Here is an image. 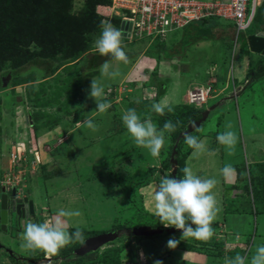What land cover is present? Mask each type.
<instances>
[{"label":"rangeland","instance_id":"374dc122","mask_svg":"<svg viewBox=\"0 0 264 264\" xmlns=\"http://www.w3.org/2000/svg\"><path fill=\"white\" fill-rule=\"evenodd\" d=\"M85 5L86 0H74L73 13L84 9ZM100 7H97V12L109 16L106 18L101 15L104 22H110L115 17H121L122 20V15H125L119 10L111 12ZM213 25L227 36L234 32L235 38L227 42L226 38L220 41L210 39ZM263 29L264 8L258 5L252 25L241 32L237 39L235 24L216 18L195 22L185 29H176L165 38L153 36L136 41L122 39L129 56L127 62H117L111 60L110 56H102L94 46L92 51L75 63L64 64L59 68V62L44 59H36L17 69L6 66L0 70V181L6 184L3 188L8 193L12 190L10 184L18 186L14 188L18 189V194L27 195L34 201L36 216L32 217V221L36 223L50 219L58 209L65 208L82 213L81 217L73 218L70 223H79L80 230L90 234L99 235L128 226L161 227L158 217L154 215L152 197L160 178L172 176V171L161 170L168 155L170 138L165 134V146L160 156L152 157L147 149L135 145L127 130L123 131L126 129L122 121L123 113L130 109L132 102L154 100L157 93L158 102L166 101L173 109L184 103L185 96L187 101L184 104L190 103L193 98L189 92L194 91V87L189 88L186 94L189 83H201L211 78L209 76L212 75L207 76L205 72L209 70V74L214 73L217 67V79L224 81L229 74L231 89L234 87L232 78L237 88L241 83L246 84V80H250L261 67L258 54H247L243 48L250 35ZM123 34L127 36L125 32ZM198 38V45L192 46ZM162 43L167 47L188 45V56L183 60L185 65L181 64L185 73H181L178 60H166L167 55L159 49ZM144 50L145 56L141 57ZM106 60L111 62L110 70L119 72L114 79L101 75L100 66ZM9 74L10 81L4 87L2 78ZM93 79L103 85L105 98L111 102L112 107L105 113H92L97 109L95 99L89 97ZM207 87L211 88L207 97L204 98L198 92L199 97L193 101L197 107H214L222 99L212 100V87ZM37 103L42 110L41 115L37 116L39 120L43 119L45 125L38 128L39 137L32 139V125L36 123L34 107L38 106ZM89 118L97 126L95 131L84 124ZM153 122L157 125V122ZM228 124L231 129L226 128ZM49 126L53 129H48ZM226 130L235 132L237 136V143L232 150L217 141V135ZM203 134L208 136L207 144H214L212 146L216 153L208 150L199 156L190 157L187 166L199 176L217 180L214 192L222 210L212 225L214 237L207 242L195 238L181 240V231L177 230L173 234L164 232L151 238L137 237L136 243L127 234L128 229L124 228L118 230L122 233L121 239L105 245L101 248L102 252L126 243L125 253L129 257L130 250L132 256H140L139 261L123 259V264H154L155 260H162L163 264H223L226 256L235 257L237 254L248 257L250 262L256 247L264 244V194L262 191L251 194L250 186L258 187L260 182L251 183L247 180L250 171L255 169L260 170L255 173L258 175L255 178H264V76L246 85L238 98L219 105L193 135L201 138ZM185 145L188 149L189 146ZM16 146L22 148L26 163L23 160L12 161ZM253 158L258 162L252 161ZM225 169L238 173L237 184L226 183L228 171L225 172ZM10 177L12 182L8 181ZM230 189L232 192H229ZM237 189L244 193L235 198ZM127 205L131 209H123ZM230 210L233 213L228 212ZM240 219L242 225L239 224ZM27 222H22V230ZM10 223L8 232L0 227V241L13 251L31 257L33 252H37V264H64L68 261L60 251L41 255V250L22 248V233L16 234L18 229L14 220L11 219ZM69 231L75 232V226ZM173 236L180 243L183 242L185 248L177 247L169 252L167 241ZM131 242L134 245L130 246ZM148 249L149 257L146 255ZM220 249L224 250L223 259L216 255ZM6 256L10 258L0 253V259ZM90 258H94V255Z\"/></svg>","mask_w":264,"mask_h":264},{"label":"trees","instance_id":"16d2710c","mask_svg":"<svg viewBox=\"0 0 264 264\" xmlns=\"http://www.w3.org/2000/svg\"><path fill=\"white\" fill-rule=\"evenodd\" d=\"M73 1L74 0H0V70L6 66L17 69L36 59L59 62L57 66V68H59L64 64L69 65L75 63L80 57L92 51V49H94V41L101 33V21H104V18L98 14L97 7L100 5H111L112 0H86L84 9L77 13H73ZM260 7L264 8V0H262ZM216 18L217 17H212L208 19L212 21V19ZM208 19L206 21H208ZM110 22H112L116 28L121 29L122 20L120 17H115ZM213 27L215 26L213 25ZM123 39L126 40L127 37H123ZM244 47L246 48L247 44ZM259 63L261 68L257 73L255 72L253 74L252 80H259L264 76V58L261 57ZM57 68H55V70H57ZM158 100L159 95L157 93L154 100H136L130 104L129 108L136 109L142 119L151 116L152 120L157 122L158 128H162L164 123L169 119L173 123L179 122L174 132L166 133L168 138H170V146L168 148V155L162 163L163 167L161 170L165 172L173 170L171 156L173 153L172 151H174V146L177 145V154L175 156L178 161L177 176L183 178V168L187 166V159L189 155L192 154L193 149L190 147L186 149L184 138L180 136L186 131L189 124L201 118L204 109L194 104L187 103L175 107L171 113H168L166 110L165 115H159L151 110L152 104L158 102ZM34 108L36 110L34 113L36 123L34 122L35 124L33 123L32 125L31 133L34 134L32 139L39 137L38 128L45 125L43 119L39 120V116H37L42 113V110H40L41 106L38 105ZM40 123L42 126H40ZM48 129H53V127L49 126ZM126 130L127 129H123V131ZM194 132L191 134L193 135ZM34 142L36 143L37 140H34ZM146 171H148V169ZM256 172L258 173L260 170L258 171L255 169L250 171L249 179H247L250 180L251 183L260 182L258 187L250 186L251 194H253V192L260 193L261 191L264 194V189H262V187H264V178H258L257 180L255 178L258 176L255 174ZM252 178H254V180H251ZM17 187L18 186H13V189ZM129 207L130 206L127 205L123 209ZM228 212H232V210ZM235 213H239V211H235ZM132 227L133 226H128L124 228L128 229L127 234L132 239H135L136 243H138V241H136L138 238H151H137L133 236L129 233V231L133 229ZM124 228H116L111 231L120 233V237L115 241L121 239L122 233L118 230ZM161 228L164 227L161 225ZM216 228L219 229L217 225ZM82 233L84 237L83 242L90 236L96 235V233L90 234L87 231H82ZM83 242L76 241L60 250L61 255L68 258V261L64 262V264H123V259L126 258L139 261L140 255L136 254V256H132V250H130V257L127 252V254L125 253L128 246L126 243L106 249L103 252L99 249L82 257L76 256L74 252ZM132 245L134 244L131 242L130 246ZM177 247L181 249L182 247L185 248L183 242L179 243ZM188 247L190 249L192 248L190 245H188ZM188 247H186V249ZM150 249L146 251L148 257L150 256ZM171 250L174 249H170L169 252H171ZM42 252L43 251L39 253L43 255L45 252ZM223 252L224 250L220 249L216 255L223 259ZM33 253L32 258L34 259L35 257L36 260L39 256L37 252ZM208 253L211 254V250H209ZM92 255H94V258H90Z\"/></svg>","mask_w":264,"mask_h":264},{"label":"clouds","instance_id":"9594fccd","mask_svg":"<svg viewBox=\"0 0 264 264\" xmlns=\"http://www.w3.org/2000/svg\"><path fill=\"white\" fill-rule=\"evenodd\" d=\"M100 27L101 33L94 41L98 52L102 56H110L111 60L127 62L128 57L122 44L123 31L114 27L110 22L101 21ZM111 67V62L106 60L100 66L101 75L116 78L119 72L110 70ZM89 97L94 98L97 105V109L92 113H105L112 107L111 102L105 98L103 85L96 79L91 82ZM151 110L159 115H165L166 110L168 113L173 112V108L163 100L153 103ZM122 121L135 145L147 149L151 156L156 158L160 156L161 150L165 146V134L174 132L179 123L178 121L173 123L169 119L162 128H158L151 116L142 119L134 108L123 113ZM84 124L87 128L96 130L97 126L93 119H86ZM226 128L231 129V125H226ZM217 141L232 150L237 143V136L235 132L226 130L217 135ZM184 142L193 149L194 157L208 151L206 141L195 135L186 134ZM224 171L227 172L229 169ZM183 173V178L167 175L160 178L152 197L154 215L158 217L160 223L165 227L164 229L174 227L180 230L181 240L195 238L207 242L215 235L212 225L222 210L220 201L214 192L217 180L199 176L188 166L183 168ZM11 188L13 190V187ZM81 216L82 213L79 210L60 208L54 216L42 223H36L29 219L23 225L20 246L27 250H41L57 254L61 249L76 241L82 243L84 237L79 223L75 225L70 223L73 218ZM73 226L76 231L70 232L69 229ZM179 243L180 240L173 236L168 239L167 247L175 249ZM154 264H163V261L155 260ZM223 264H264V244L256 247L250 262L248 257L237 254L235 257L226 256Z\"/></svg>","mask_w":264,"mask_h":264},{"label":"built area","instance_id":"2783aa9c","mask_svg":"<svg viewBox=\"0 0 264 264\" xmlns=\"http://www.w3.org/2000/svg\"><path fill=\"white\" fill-rule=\"evenodd\" d=\"M261 2L262 0H112L111 5L100 8L111 12H125L122 22L127 29L123 32L130 41L153 36L165 38L173 30L212 17L232 21L236 26L237 39L241 32L252 25ZM98 13L102 15L101 12ZM102 16L109 18L106 14ZM207 88L205 94V88L194 87V91L189 92L193 98L190 104L197 105L193 101L199 97L198 92L206 98L211 91L210 87ZM21 149L16 146L15 153L12 154L13 162L23 160L26 163L27 159ZM8 181L12 182L11 177ZM0 183L6 187L5 182ZM13 186L10 184V188Z\"/></svg>","mask_w":264,"mask_h":264},{"label":"water","instance_id":"95a60500","mask_svg":"<svg viewBox=\"0 0 264 264\" xmlns=\"http://www.w3.org/2000/svg\"><path fill=\"white\" fill-rule=\"evenodd\" d=\"M125 23L121 24V30L124 31L126 30ZM246 44L250 52L258 55H264V29L262 31H259L253 35H250L246 39ZM11 75L9 74L7 77L2 78V85L6 87L10 81ZM217 107L214 106L208 110H205L202 113V116L199 120L196 122H193L188 125L187 129L185 132L181 134V138H184L186 134H191L194 131H196L201 125L207 120L209 117V114L212 110H214ZM177 145L174 146V151L171 156V163L173 166L172 170V175L173 177H177L178 173V161L175 158L177 151H176ZM237 180V173L233 170H229L227 172V182L232 184L235 183ZM2 194L0 197V204H1V212H0V222L2 225V229L4 231H7V224L9 220V197L7 192L5 191V188H2L1 190ZM12 200H11V205H12V213L16 214V216L22 218L21 216L24 217V219H29L30 215L35 214V204L33 200H28V198L24 199H17V190L13 189L12 191ZM177 231L174 227H170L168 229H164L161 227L158 228H152L149 226H139L136 228H133L129 231L133 236L135 237H154L159 234H163L164 232L168 234H173ZM120 237L119 232H106L102 233L96 236L89 237L86 239L81 246H79L74 254L76 256L82 257L85 256L88 253L95 252L101 248H103L105 245L114 242ZM2 246L0 245V249Z\"/></svg>","mask_w":264,"mask_h":264},{"label":"crops","instance_id":"0c3cea01","mask_svg":"<svg viewBox=\"0 0 264 264\" xmlns=\"http://www.w3.org/2000/svg\"><path fill=\"white\" fill-rule=\"evenodd\" d=\"M207 19H205V20H202V21H206ZM209 20V19H208ZM199 22H201V21H199ZM193 23H195V22H192V23H190L188 26H190V25H192ZM188 26H185V27H183V28H179V29H185L186 27H188ZM178 29V30H179ZM174 31V30H173ZM213 34L211 35V37H210V39H212V40H215V41H220V39L221 38H226L225 39V42H227V41H229V40H233V38H235V34H234V32H232V33H230V34H228V36L227 35H225L224 33H223V30H221L220 28H216L215 29V27H214V30H213V32H212ZM220 36V37H219ZM123 37H125V36H123ZM218 37V38H217ZM126 38V37H125ZM199 38L198 39H196V40H194L193 42V44H192V46H197L198 44H196V42L198 43L199 42ZM188 46V45H187ZM187 46H184V47H180V45H175V46H173V47H167L166 46V44H161V46H160V48L159 49H161L162 51H163V53L165 54V56L167 57V59L166 60H178V62H179V64H180V67H179V69L181 70V73L182 72H186V70L185 69H182V67H181V64H183V65H185V63L183 62V60H184V58H186L187 56H188V52H187ZM190 49V48H189ZM243 51L244 52H246L247 54H252L251 52H250V50L249 49H246L245 47L243 48ZM145 52H146V50H144L143 52H142V54H141V57H144L145 56ZM245 53V54H246ZM259 56V58H264V55H258ZM129 57V56H128ZM178 66V65H177ZM213 69H211V71H212ZM218 67L214 70V73L212 72L211 74H209V70H207L206 72H205V74L207 75V76H209V75H212V76H209V77H211V78H206L203 82H201V83H194V84H191V83H189V85L190 86H188L187 87V90H186V94H187V92H188V90H189V88H191L192 86L193 87H198V88H205V87H207V86H211L212 87V89H213V98H212V100L214 99H220V98H222L221 100H220V102H219V104L217 105V107L219 106V105H222L223 104V102H228V101H232L233 99H236V98H238L244 91H245V89H246V85L247 86H249L250 84H251V82H254V80H252V77L250 78V80H249V78L246 80V84H244V83H241V84H239V88H237V86H235V80L232 78V76H233V72H232V74L230 75V77L232 78V80H233V84H234V87H233V89H231V84H232V82H229V74H227V77H226V79L224 80V81H220V80H218L217 79V73H218ZM219 76V75H218ZM164 80L166 79V78H163ZM211 80H212V82H211ZM164 86H165V84H163ZM206 85V86H205ZM230 87V88H229ZM235 90H237V92L234 94V91ZM232 94V95H231ZM165 98V97H164ZM184 103L187 101V98H186V96L184 97ZM210 101V100H209ZM183 103V104H184ZM209 103V102H208ZM206 105V104H205ZM204 105V106H205ZM216 107V108H217ZM203 108V107H202ZM212 108V107H211ZM215 108V109H216ZM207 109H209V108H207ZM207 109H204V111L205 110H207ZM214 109V110H215ZM214 110H212L211 112H210V114H209V117H210V115H211V113L214 111ZM203 111V112H204ZM208 117V118H209ZM208 118H207V120H208ZM240 118H241V114H240ZM210 133H208V135H209ZM214 135V134H213ZM212 135V136H213ZM200 139H203V140H207L208 139V136H206L205 134H203V137H201ZM206 145H207V147H208V150H209V152H210V150H213V154L214 153H216L215 152V148L212 146V145H214L213 143H212V145H210V144H207L206 143ZM193 153V152H192ZM190 157H193V155L192 154H190L189 155V158ZM252 161H255V162H258V161H256V159H254L253 158V160ZM187 162H188V159H187ZM235 171V170H234ZM237 173V172H236ZM224 177H225V175H224ZM239 180H238V173H237V180H236V184H237V182H238ZM1 182V181H0ZM226 183L227 184H230V183H228L227 181H226ZM234 183V184H235ZM1 185V184H0ZM0 188H1V190H2V188H3V186L1 185L0 186ZM236 189V188H235ZM0 190V191H1ZM226 191H228V189H226ZM229 192H232V189H230V191ZM241 193H244L241 189H237L236 191H235V198L236 197H238ZM247 196V195H246ZM261 214H263V213H261ZM246 217V216H245ZM245 217H243V218H245ZM239 224L240 225H242L243 224V221H242V219H240V222H239ZM170 228V227H169ZM233 232H236V231H233ZM238 237H239V235H238ZM2 259V258H1ZM205 259V258H204ZM216 260H218V259H216ZM2 261H3V259H2ZM209 261V260H208ZM4 262V261H3Z\"/></svg>","mask_w":264,"mask_h":264},{"label":"flooded vegetation","instance_id":"af4514ba","mask_svg":"<svg viewBox=\"0 0 264 264\" xmlns=\"http://www.w3.org/2000/svg\"><path fill=\"white\" fill-rule=\"evenodd\" d=\"M211 108V107H210ZM209 108V109H210ZM208 110V109H207ZM8 197H9V203H8V207H9V220H8V224H7V231H4L2 229V225H1V222H0V227L1 229L4 231V232H8L9 230V225H11L10 221L11 219L14 220L15 222V227H16V234L17 232H21L22 233V222L24 221H28L29 219L32 220V217H35L36 213L33 214V215H30V218L28 220H25L23 216H21L22 218H18V216H16V214L12 213V205H11V200H12V192H8ZM1 197V196H0ZM29 196L27 195H20L18 194L17 192V199H24V198H28ZM28 200H30L28 198ZM1 202V201H0ZM0 207H1V204H0ZM0 212H1V209H0ZM35 212H36V208H35ZM1 232V231H0ZM18 244V243H17ZM0 245L2 246V248L0 249V253L2 252L3 254H7L10 256V258H8L7 256L2 258L4 260L3 264H37L39 263V260H35V257L34 259L28 255H22V254H19L18 252H15L13 251L11 248H9L7 245H4L1 241H0ZM2 259H0V264L2 263ZM51 260H54L52 257H51Z\"/></svg>","mask_w":264,"mask_h":264}]
</instances>
